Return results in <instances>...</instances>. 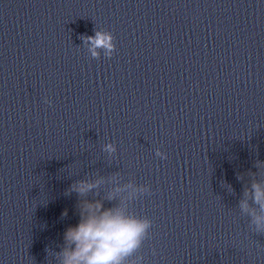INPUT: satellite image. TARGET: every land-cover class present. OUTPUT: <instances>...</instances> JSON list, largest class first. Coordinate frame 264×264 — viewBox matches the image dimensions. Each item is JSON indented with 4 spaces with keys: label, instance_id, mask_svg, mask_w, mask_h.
Masks as SVG:
<instances>
[{
    "label": "clouds",
    "instance_id": "1",
    "mask_svg": "<svg viewBox=\"0 0 264 264\" xmlns=\"http://www.w3.org/2000/svg\"><path fill=\"white\" fill-rule=\"evenodd\" d=\"M85 40L91 43L90 51L94 57L99 55L98 48L106 49L109 56L114 49L109 33L96 31L95 36L85 37ZM106 150L114 149L107 145ZM95 186L80 181L73 186V190L84 194ZM244 196L246 199L239 203L241 211L250 216L254 231L264 234V186L259 182L253 183L250 189L245 190ZM84 207L87 214L82 212L79 222L68 227L64 233L65 240L74 247L63 250L62 264H124L126 258L140 248L150 221L127 215L119 207L104 208L100 202H88Z\"/></svg>",
    "mask_w": 264,
    "mask_h": 264
}]
</instances>
